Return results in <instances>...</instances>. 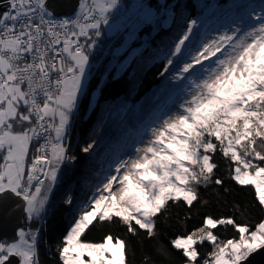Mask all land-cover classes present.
I'll return each mask as SVG.
<instances>
[{"label":"snow or ice","instance_id":"6c2138e0","mask_svg":"<svg viewBox=\"0 0 264 264\" xmlns=\"http://www.w3.org/2000/svg\"><path fill=\"white\" fill-rule=\"evenodd\" d=\"M115 4L85 0L74 19L57 17L49 0L0 4L5 9L0 11V204L21 198L29 219L45 211L61 166L71 159L66 136L89 66L80 37L90 39L89 30L100 28L97 10L107 23L105 13ZM196 65L201 76L191 81L181 111L162 120L135 158L122 161L77 210L59 250L61 264H126L123 239L107 235L102 242H87L86 230L94 222H122L129 233L144 230L155 239L169 202L191 209L198 186L223 184L212 180L217 151L232 162V180L253 186L264 208V153L256 148L257 139L264 143V16L243 38L225 35L204 45L183 73ZM225 224L237 229L239 238L221 245L213 229ZM18 237L19 242H0V264H40L37 234L21 229ZM205 243L215 250L202 257L198 245ZM169 244L184 264H251L264 251V222L250 228L231 218L207 217L204 226ZM144 264L156 262L148 257Z\"/></svg>","mask_w":264,"mask_h":264},{"label":"trees","instance_id":"16d2710c","mask_svg":"<svg viewBox=\"0 0 264 264\" xmlns=\"http://www.w3.org/2000/svg\"><path fill=\"white\" fill-rule=\"evenodd\" d=\"M147 2L158 13L161 11L159 0ZM164 4L170 5L172 21L163 24V16H156L144 22L127 45L123 31L104 37L92 29L90 39L84 40L92 71L67 132L71 159L62 165L45 211L31 219L25 215L22 223V228L37 233L40 264H61L59 250L73 216L85 206L93 188L101 187L110 173L103 175L106 167L102 162L117 154L124 155L133 144L136 146L139 137L154 125L167 105L185 96L190 83L183 80L190 75L187 73L183 80L179 75L186 63L193 62L192 54L210 30L244 20L252 11L264 13V0H165ZM193 20V41L175 61V47ZM85 147L90 151L84 152ZM256 148L264 153L260 139ZM213 162L217 168L212 180L220 179L223 184L209 182L198 186V201L191 209L169 202L171 206L157 220L155 239L144 230L129 233L122 222L103 221L94 222L82 240L98 243L107 235H112L114 241L123 239L127 247L126 264H144L148 257H153L156 264H184L179 250H174L169 241L204 226L207 217L231 218L236 224L250 228L263 222L264 208L257 203L254 187L241 186L232 180L233 164L219 151L213 155ZM69 198L72 204L67 202ZM213 233L221 245L228 239L239 238L237 229L227 224L213 229ZM198 250L203 257L215 249L205 243L198 245Z\"/></svg>","mask_w":264,"mask_h":264},{"label":"rangeland","instance_id":"374dc122","mask_svg":"<svg viewBox=\"0 0 264 264\" xmlns=\"http://www.w3.org/2000/svg\"><path fill=\"white\" fill-rule=\"evenodd\" d=\"M159 1L162 2V6H161V11L158 13L154 7L148 4L147 0H116L115 7L109 8L108 11L105 13V16L107 17V23H103L102 21L100 28L96 30H98L99 34L101 36L103 35L104 37H111L123 31L125 35L124 45H127V43H129L130 41L134 39L136 31L139 29V27L144 22L149 21V20H154L156 16H163V18L161 19V21H163V24H167L172 21L173 17L171 16L170 5L166 6L164 4L165 0H159ZM103 2H105V0H97V3H103ZM83 3H85V0H80V3L76 9V12L81 10L80 5ZM116 6H120L121 8H116ZM261 16H264V13L260 14V12L258 11H252L251 16L246 17V19L244 20H234V22L224 27L213 28L207 34L202 44L192 54V57H191L192 60H193V57L198 55L199 52L203 50L204 45L211 44L213 41H219L221 36L228 35V36L243 38L247 34V32L252 31L256 27H259V17ZM225 47L227 48L228 46L226 45ZM90 61L91 60L89 58V66L85 72V79H84L83 89H82L80 97L83 95L85 91L90 73L92 71L91 70L92 63ZM195 67H196L195 73L193 74L189 73L190 77H187L185 79L187 73H183L179 75V79L180 80L185 79L183 80V82H186V84L187 83L191 84V81L200 78L201 76L200 66L196 65ZM190 84H189V88L185 96L182 98H178L174 100L171 104L167 105V107L164 109L162 114L157 117V121L154 123V125H152L150 128L145 130V132H143V134L139 137V140L136 143V146L135 144H133L131 148H128L127 151L123 153L124 155L119 154V156H117L118 155L117 154L115 155L114 158L112 157V159L110 158L102 162L101 165H105L106 167L103 170L104 171L103 175H105L108 171H110V173L107 175V178H109L113 174H116L115 169L119 167L122 161L135 158L139 150L144 148L148 144V142L152 139V130L157 128L160 125L162 120L167 119L169 116H173L177 114L179 111H181L180 105L183 104L184 101L190 95V91H191ZM80 97H79V100H80ZM79 100H78V104H79ZM77 109L75 110V112H77ZM118 157L119 159H117ZM113 159L115 160V163H113ZM58 179H59V176H58ZM106 180L107 179L104 180L103 184L106 182ZM102 187L103 185L101 187H98V186L94 187L93 190L89 193V199L87 201H90L95 195H97V190L101 189ZM51 194H52V191L48 193V198ZM25 215L28 216L26 202H25ZM21 229L28 232L27 229L22 228L21 226V228L17 230V238L15 240L10 241L9 239L4 238L2 239L1 242H5V243L19 242L18 233Z\"/></svg>","mask_w":264,"mask_h":264},{"label":"water","instance_id":"95a60500","mask_svg":"<svg viewBox=\"0 0 264 264\" xmlns=\"http://www.w3.org/2000/svg\"><path fill=\"white\" fill-rule=\"evenodd\" d=\"M3 1V0H0ZM80 3V0H49L50 8L54 10L56 16L59 15H72L76 12V9ZM2 4V3H1ZM5 9L0 8V11ZM195 20L192 21L191 26L187 32L188 39L183 45H180V41L176 47H180V52L174 51V60L177 61L184 54L186 48L192 43L194 37ZM175 47V49H176ZM25 217V202L21 198L13 197L7 199L0 204V242L2 239L7 238L10 241L17 238V230L21 228L23 218ZM251 264H264V251L255 255Z\"/></svg>","mask_w":264,"mask_h":264},{"label":"built area","instance_id":"2783aa9c","mask_svg":"<svg viewBox=\"0 0 264 264\" xmlns=\"http://www.w3.org/2000/svg\"><path fill=\"white\" fill-rule=\"evenodd\" d=\"M88 2L91 3V0H88ZM1 3H3V1H0V4H1ZM81 14H82V13H81V10H79V11L75 12V13L72 14V15H59V16H57V17L62 18V19H74V18H76L77 16H79V15H81ZM95 15H96V18H99V19H101V21H103V17L100 16L98 10H97V12H96ZM91 30H92V29H90L89 32H90ZM85 39H86V37H80V41H81L82 44H84V40H85Z\"/></svg>","mask_w":264,"mask_h":264},{"label":"bare ground","instance_id":"6f19581e","mask_svg":"<svg viewBox=\"0 0 264 264\" xmlns=\"http://www.w3.org/2000/svg\"><path fill=\"white\" fill-rule=\"evenodd\" d=\"M116 8H121V7H120V6H116ZM116 8H115V9H116ZM115 9H114V10H115Z\"/></svg>","mask_w":264,"mask_h":264}]
</instances>
